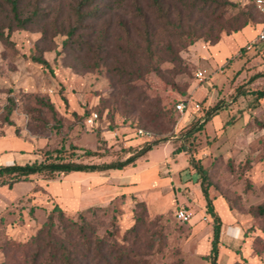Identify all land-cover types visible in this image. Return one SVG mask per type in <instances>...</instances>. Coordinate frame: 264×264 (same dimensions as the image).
<instances>
[{
    "label": "rangeland",
    "instance_id": "obj_1",
    "mask_svg": "<svg viewBox=\"0 0 264 264\" xmlns=\"http://www.w3.org/2000/svg\"><path fill=\"white\" fill-rule=\"evenodd\" d=\"M72 1L42 3L45 11L49 3L62 5L61 21L16 28L9 42L0 39V164L6 163L7 152L21 163L41 160L63 138L78 153L95 151L80 158L86 163L123 161L147 143L158 144L151 150L152 162L146 151L135 166L122 170L34 175L12 187L0 186V264H32V253L26 255L22 244L31 242L56 203L65 211L64 220H56L62 238L74 232L72 221H79L81 212L101 207L95 215L86 214L98 234L115 229V256L128 254L123 264H210L213 219L192 160L201 161L214 183L210 194L223 223L218 264H264V214L257 208L264 202V98L242 94L264 89V43L261 51L253 48L262 17L259 13V22L227 32L229 18L256 0H231L237 6L229 7L222 21H193L197 27L207 22L214 27L211 34L202 29L204 36L193 44L159 27L155 63L161 74L148 66L144 43L136 50L128 42L138 44L142 29V22L131 17V0H101L107 14L80 31L87 43L66 48L60 25ZM1 3L0 24H7L8 8ZM218 33L220 41L212 44L207 37ZM90 35L98 40L90 42ZM172 51L181 60L174 61ZM130 53L143 71L131 83L136 94L163 107L146 126L129 113L125 84L116 74L122 63L132 69L127 66ZM37 56L49 65L36 61ZM200 69L210 75L204 82L196 76ZM11 98L13 124L5 120ZM179 101H185L184 111L176 107ZM218 104L219 113L207 119L208 109ZM182 146L184 151L173 153ZM150 163L157 166L150 168ZM136 200L146 203L148 216L138 232H128L135 223ZM182 207L192 214L189 222L176 216Z\"/></svg>",
    "mask_w": 264,
    "mask_h": 264
},
{
    "label": "trees",
    "instance_id": "obj_2",
    "mask_svg": "<svg viewBox=\"0 0 264 264\" xmlns=\"http://www.w3.org/2000/svg\"><path fill=\"white\" fill-rule=\"evenodd\" d=\"M47 1L50 0H30L29 3L26 0H3L1 5L8 8V22L7 24H0V39L4 42H9L11 33L16 28L27 29L32 25L42 24L43 21L49 19L61 21L62 5L55 7L49 3V6H47L49 10L45 11L42 3ZM100 2L101 0H73L69 3V15L65 17L66 19L64 18V21H67L64 24L59 23L61 27L63 26L61 32L66 35V39L63 41L66 48L82 47L87 43L80 31L91 27L86 25L88 22L100 21L107 14ZM130 4L131 17L134 21L142 22V29H139L137 33L138 44L130 39H128V42L136 50H139L142 43H144L145 47L142 48L149 55L148 66L155 69L159 74H161L162 70L155 63V37L159 27L174 32L177 36H184L188 39L187 44H193L197 39L204 36L205 33H200L202 29L208 30L211 34V30L214 28L213 24L209 25L208 22L197 27L193 21L198 23L199 21H207V19L212 22L222 21L227 18L225 15L228 8L237 6L231 0H131ZM259 13L263 21V15L256 5L240 10L237 16L232 19L231 17L229 18L232 23L227 25V32H236L249 23L259 22ZM208 25L209 27L207 28ZM6 29L8 32H5ZM93 39L92 35H90V42L98 40L96 38L93 41ZM207 39L212 44H216L220 41L221 35L218 33L215 36L207 37ZM99 47L101 54L104 45L100 44ZM170 47L171 45H168V48ZM93 53L92 58L95 60L96 51L94 50ZM172 53L174 61L181 60L177 53L173 51ZM100 58L102 59V57ZM34 59L44 65H49L48 61L43 57L37 56ZM136 61V55L130 53L127 66L131 65L132 69L126 70L125 65L122 63V67H117L116 74L124 81L126 89L125 104L130 107L129 113L136 114L138 121L146 126V123L156 117L163 110V107L159 102L148 103V97L142 93L136 94V86L131 85V83L140 79L143 75L142 68L136 67ZM181 93L186 94V90L181 91ZM242 94L253 95L257 100H260L264 98V89L243 90ZM142 103H144V107L139 106ZM51 107L54 108L52 105ZM13 108L14 100L11 98L5 115V120L9 124H13L10 119ZM219 111V104L209 108L207 119L218 114ZM203 128L204 124L198 126V130ZM156 144H158V141L147 143L139 151L123 161L86 163L80 161V158L95 155V151L84 149L83 153H78L77 146L72 143L68 146L66 138H63L58 147L46 149L41 160L35 159L25 164L16 162L8 165L0 164V186L9 185L12 187L15 183L31 179L34 175L54 178L57 174H68L77 171L97 173L112 169L122 170L129 164L135 166L138 157L153 149ZM184 150L185 147L182 146L175 149L173 153H180ZM192 162L201 177V189L206 200L207 213L213 219V238L210 253L206 258L210 261V264H218L223 223L214 203L216 198L210 194V188L214 183L210 178L208 169L204 167L200 160H192ZM257 208L259 213L264 214V202ZM98 209L102 208L90 207L81 212L79 221H72L74 232L72 230L67 231L66 237L62 238L57 236L58 226L56 220H64L65 211L56 203L49 212L46 222L32 238L31 242L22 244L26 248V255L32 253V264H39L44 256L46 260L43 261V264H123L128 254L124 252L118 257L115 256L118 246L117 241L113 239L116 235L115 229H106V232L100 235L97 232V228L89 221L86 213L95 215ZM31 212L34 213V208L31 209ZM135 213V223L128 232H138L145 225L148 208L144 201L136 200ZM114 218L116 219L113 216ZM16 244L20 246V243L16 242Z\"/></svg>",
    "mask_w": 264,
    "mask_h": 264
},
{
    "label": "built area",
    "instance_id": "obj_3",
    "mask_svg": "<svg viewBox=\"0 0 264 264\" xmlns=\"http://www.w3.org/2000/svg\"><path fill=\"white\" fill-rule=\"evenodd\" d=\"M256 6L259 9V11L261 12V14L263 15V21L261 24V29L257 35V39L255 41V43H264V0H256ZM196 76L197 78L204 82L209 78V73L207 71V69H200L196 72ZM176 107L180 110V111H184L187 108V105L185 103V101H179L176 105ZM97 117V114L94 115V117H89L87 120L89 123H92L94 121V119ZM140 133L143 134L144 131L141 129ZM176 216L178 219H180L183 222H189L191 220V212H189L187 209L185 208H180L177 210L176 212Z\"/></svg>",
    "mask_w": 264,
    "mask_h": 264
},
{
    "label": "crops",
    "instance_id": "obj_4",
    "mask_svg": "<svg viewBox=\"0 0 264 264\" xmlns=\"http://www.w3.org/2000/svg\"><path fill=\"white\" fill-rule=\"evenodd\" d=\"M254 44V46H253V48H255V49H257L258 51H261V49H260V45L259 44H261V43H253ZM216 47H217V45L215 46H213L212 48L213 49H216ZM5 146V144H3L2 145V147H4ZM5 148V147H4ZM153 149H154V147H153ZM152 150V149H151ZM151 150H148L149 151V158H150V162H152V160H151V157H150V154H151ZM5 155H7V156H3L2 158L3 159H5V162L6 163H2V164H4V165H8V164H13V163H19V164H25L26 162H30V161H26V162H24V163H21V162H18V161H15V156H13V155H15V153H11V152H7V153H5ZM11 155V156H10ZM8 156H10V157H8ZM12 158H14V161H11L12 160ZM150 164H152V163H150ZM157 166V163H155V164H152L151 166H150V168H153V167H156Z\"/></svg>",
    "mask_w": 264,
    "mask_h": 264
}]
</instances>
